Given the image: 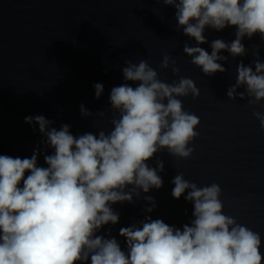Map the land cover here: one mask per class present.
<instances>
[{
  "label": "clouds",
  "instance_id": "obj_1",
  "mask_svg": "<svg viewBox=\"0 0 264 264\" xmlns=\"http://www.w3.org/2000/svg\"><path fill=\"white\" fill-rule=\"evenodd\" d=\"M163 4L175 8L177 30L194 39L195 45L186 42L183 52L205 76L227 71L217 62L228 61L219 54L222 50L232 58L245 56V37L258 33L264 40V0H163ZM229 26L236 28L234 40H213L211 54L199 46L208 42L206 27L220 31ZM254 57V70L242 61L238 64L237 79L227 89L229 100L247 97L249 105L264 100L259 49ZM125 63V83L113 87L109 95L114 113L110 131L74 136L68 124L57 130L43 115L28 116L25 123L38 125L46 138L43 143L53 150L44 155L47 167L38 166L39 146L31 158L0 155V264H85L89 258L91 264H264L261 235L224 214L221 187L216 183L198 187L183 173L171 181V195L180 199L187 192L184 199L193 204L189 223L179 228L146 216L119 230L126 250L110 230L97 235L102 226L119 222L112 205L135 203L141 190L148 193L163 186L159 173L164 162L157 159L156 167L146 163L154 154L166 149L172 157L189 159L195 150L189 145L199 136L195 130L199 117L186 111L179 99L199 98L200 89L191 78L166 83L144 59ZM176 65L165 52L160 67H171L178 76ZM128 81L139 83L133 87ZM93 87L99 99L103 84ZM240 88L244 90L237 91ZM80 112L82 117L93 115L83 104ZM95 115L103 117L105 112ZM252 115L264 130V112ZM143 199L151 205L145 211L151 213L154 197Z\"/></svg>",
  "mask_w": 264,
  "mask_h": 264
},
{
  "label": "water",
  "instance_id": "obj_2",
  "mask_svg": "<svg viewBox=\"0 0 264 264\" xmlns=\"http://www.w3.org/2000/svg\"><path fill=\"white\" fill-rule=\"evenodd\" d=\"M174 15L175 8L163 0H0V155L31 158L39 146L38 166L47 167L44 155L53 150L43 143L46 138L38 125L25 123L28 116L43 115L57 130L68 124L74 136L110 131L114 115L110 91L125 83L122 69L127 60L138 64L144 59L162 82L180 77L195 82L199 98L179 99L186 111L199 117L195 129L199 136L189 145L195 149L189 159L172 157L166 149L154 154L146 163L156 167L157 159L164 162V171L159 173L163 186L148 193L141 190L135 203L112 205L120 214L119 222L102 226L97 235L110 230L126 250V238L119 230L139 224L146 216L179 228L189 223L193 204L184 199L187 192L180 199L171 195V181L183 173L198 187L212 183L221 187L224 214L261 235L264 256V130L252 115L264 112V100L249 105L247 97H227L241 61L254 70V53L259 49L264 62V40L258 33L251 39L245 37V56L232 58L222 50L219 54L228 56V61L217 62L227 71L205 76L183 52L186 42L194 46L195 41L177 30ZM235 31V26L220 31L206 27L203 34L208 42L199 46L211 54L213 40L231 42ZM165 52L177 61L178 76L171 67H160ZM96 83L104 87L99 99L93 87ZM127 83L135 87L139 82ZM81 104L93 115L82 117ZM98 111L105 115H95ZM144 196L156 201L151 213L145 211L151 205ZM85 264H91L90 258Z\"/></svg>",
  "mask_w": 264,
  "mask_h": 264
}]
</instances>
